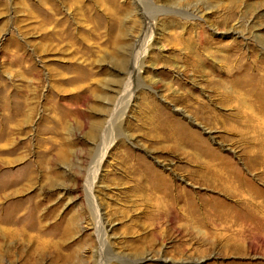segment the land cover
Instances as JSON below:
<instances>
[{
    "label": "rangeland",
    "instance_id": "rangeland-1",
    "mask_svg": "<svg viewBox=\"0 0 264 264\" xmlns=\"http://www.w3.org/2000/svg\"><path fill=\"white\" fill-rule=\"evenodd\" d=\"M0 193V264H264V0H0Z\"/></svg>",
    "mask_w": 264,
    "mask_h": 264
},
{
    "label": "bare ground",
    "instance_id": "bare-ground-1",
    "mask_svg": "<svg viewBox=\"0 0 264 264\" xmlns=\"http://www.w3.org/2000/svg\"><path fill=\"white\" fill-rule=\"evenodd\" d=\"M0 199H7V196L5 197V195L3 193H0ZM243 203L245 205H249V203L246 201V200H243ZM258 210V209H257ZM263 219H264V216H263ZM23 234V233H22ZM144 259L140 260L139 263H142ZM163 263H167V262H163Z\"/></svg>",
    "mask_w": 264,
    "mask_h": 264
}]
</instances>
